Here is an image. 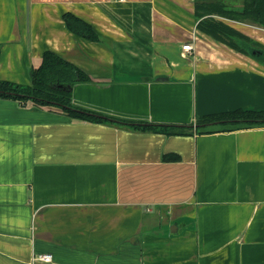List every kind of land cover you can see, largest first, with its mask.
<instances>
[{"label": "crops", "instance_id": "crops-1", "mask_svg": "<svg viewBox=\"0 0 264 264\" xmlns=\"http://www.w3.org/2000/svg\"><path fill=\"white\" fill-rule=\"evenodd\" d=\"M195 6L0 0V80L30 85L50 51L90 77L64 87L76 108L179 130L0 98V264H264V126L199 123L264 110V27L213 15L262 52L242 53L200 31Z\"/></svg>", "mask_w": 264, "mask_h": 264}, {"label": "trees", "instance_id": "trees-1", "mask_svg": "<svg viewBox=\"0 0 264 264\" xmlns=\"http://www.w3.org/2000/svg\"><path fill=\"white\" fill-rule=\"evenodd\" d=\"M228 1L241 2V7L233 8ZM196 17L199 20L198 29L215 40L223 42L235 50L252 54V50H260L251 39L238 32L223 21L213 18V15L229 19L250 21L264 27V0H196ZM64 19L68 27L76 34L89 40H97L98 36L92 27L74 16L66 13ZM90 77L77 66L61 56L47 51L39 68L32 70V83L21 85L8 80H0V98H11L22 105L33 102L40 106H55L61 108L75 120L117 122L132 129L157 130L168 134L178 132L177 128L134 124L131 122L112 120L97 116L76 108L72 103L71 91L66 86L78 82H88ZM63 86V87H60ZM220 121L224 129H240L254 126H264V110H236L199 119V123Z\"/></svg>", "mask_w": 264, "mask_h": 264}, {"label": "built area", "instance_id": "built-area-1", "mask_svg": "<svg viewBox=\"0 0 264 264\" xmlns=\"http://www.w3.org/2000/svg\"><path fill=\"white\" fill-rule=\"evenodd\" d=\"M184 50L191 51L192 50V46L187 44V45L184 46ZM36 260L43 261V262H51L52 261V255L51 254H40L36 258Z\"/></svg>", "mask_w": 264, "mask_h": 264}, {"label": "water", "instance_id": "water-1", "mask_svg": "<svg viewBox=\"0 0 264 264\" xmlns=\"http://www.w3.org/2000/svg\"><path fill=\"white\" fill-rule=\"evenodd\" d=\"M252 54H254L255 56L260 57V55L262 54V52H260L259 50H252Z\"/></svg>", "mask_w": 264, "mask_h": 264}]
</instances>
